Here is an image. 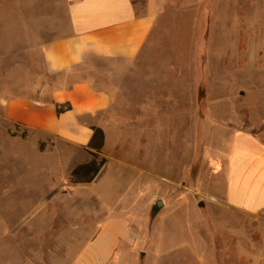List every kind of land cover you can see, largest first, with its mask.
Instances as JSON below:
<instances>
[{"label": "rangeland", "instance_id": "1", "mask_svg": "<svg viewBox=\"0 0 264 264\" xmlns=\"http://www.w3.org/2000/svg\"><path fill=\"white\" fill-rule=\"evenodd\" d=\"M166 2L165 35L149 49L146 61L140 59L131 69L95 63L100 72L81 76L113 92L105 122L94 126L100 136L93 143L95 150L84 155L80 165L72 158L68 171L44 173L36 167L32 174L6 175V181L19 188L7 197L0 190V214L26 220L25 230L40 224L32 236L13 241L23 249L21 259L35 253L32 258L39 255L40 264L63 261L66 247L77 249L89 239L110 209L128 217L134 231L151 235L148 244L154 241L172 251L164 264H198L192 252L197 244L201 261L214 258L207 264L258 260L263 241L251 222L247 238H232V246L246 241L245 253L231 248L222 255L229 257L224 263L220 253L212 252L226 243L228 219L205 205L223 196L231 133L249 119L264 131V0ZM19 5L29 9L32 0H0V98L24 93L47 101V91L70 79L51 76L43 68L40 45L54 32L41 28L47 14L19 15ZM105 69L106 77L99 78L97 73ZM240 91L245 92L242 100ZM10 129L1 120L0 107V155ZM3 167L8 170L10 165ZM30 180L39 195L21 186ZM51 183L57 187L46 190ZM101 191L104 207L97 197ZM54 193H62L64 200L39 205L37 196ZM26 199H34L33 204ZM158 200L163 206L152 216Z\"/></svg>", "mask_w": 264, "mask_h": 264}, {"label": "crops", "instance_id": "2", "mask_svg": "<svg viewBox=\"0 0 264 264\" xmlns=\"http://www.w3.org/2000/svg\"><path fill=\"white\" fill-rule=\"evenodd\" d=\"M166 6V0H32L29 9L17 6L19 15L24 11L47 14L43 20L46 25L41 28L54 32L40 45L43 68L51 76L70 80L47 91V101L24 93L5 94L0 98L1 120L12 133L7 134V145L4 142L1 145L0 190L5 191V197L19 188V184L6 181V175L32 174L36 167L43 168L44 173L68 171L65 168L73 163L72 158L80 165L84 155L95 150L93 143L100 136L94 126L105 122L113 92L81 76L85 72H100L94 68L95 63L120 64L124 69H131L140 59L146 61L149 49L158 45L165 35ZM104 71L97 73L99 78L106 77V69ZM237 95L241 100L245 98V92ZM221 100L223 98L215 102L216 107ZM7 163L10 167L4 170ZM224 170L223 196L212 198L205 206L228 219L224 227L226 243L220 249L210 248L215 254L220 253L219 259L224 263L229 257L222 255L228 254L231 248L238 249L239 254L245 253L246 241L244 245L240 246L239 242L232 246V238H247L248 222H251L263 241L259 258L253 264H264V131L261 132L259 123L242 120L231 133ZM30 181L29 186H21L34 188L39 195V187H34ZM51 186L57 187L51 183L45 189ZM62 195L54 193L37 198H41L39 205H51L64 200ZM97 197L104 207V192L97 193ZM28 200V204H33L34 199ZM106 211L107 215L100 219L89 239L77 249L69 245L63 261L54 259L51 264H164L171 250L159 248L154 241L148 244L151 235L134 231L128 217L110 209ZM25 222L18 216L5 219L4 214H0L1 264H40L39 255L32 258L35 253L28 255L26 261L21 259L23 249L13 244L18 237L32 236L33 229L40 225L37 221L25 230ZM197 239L199 241L198 235ZM195 247L192 252L196 251L198 264L214 259L201 261L203 253L199 244ZM237 262L242 261L237 259Z\"/></svg>", "mask_w": 264, "mask_h": 264}, {"label": "water", "instance_id": "3", "mask_svg": "<svg viewBox=\"0 0 264 264\" xmlns=\"http://www.w3.org/2000/svg\"><path fill=\"white\" fill-rule=\"evenodd\" d=\"M162 206H163V202L161 200H158L152 207V216H155ZM203 206H204L203 202L198 203V207L202 208Z\"/></svg>", "mask_w": 264, "mask_h": 264}]
</instances>
